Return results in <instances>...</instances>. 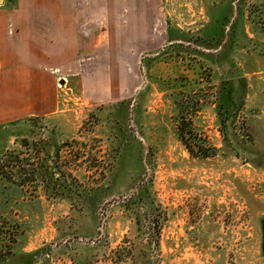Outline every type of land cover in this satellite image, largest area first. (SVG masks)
Instances as JSON below:
<instances>
[{
  "label": "rangeland",
  "instance_id": "obj_1",
  "mask_svg": "<svg viewBox=\"0 0 264 264\" xmlns=\"http://www.w3.org/2000/svg\"><path fill=\"white\" fill-rule=\"evenodd\" d=\"M143 1L81 4L117 36ZM161 4L167 33L121 41L132 91L77 96L57 70L35 97L0 75V160L40 175L0 174V264H264V0Z\"/></svg>",
  "mask_w": 264,
  "mask_h": 264
},
{
  "label": "crops",
  "instance_id": "obj_2",
  "mask_svg": "<svg viewBox=\"0 0 264 264\" xmlns=\"http://www.w3.org/2000/svg\"><path fill=\"white\" fill-rule=\"evenodd\" d=\"M82 1L2 0L0 75H14L22 82L28 81V84L18 85L19 94L45 96L37 83L41 79L53 83L57 70L66 75L63 88L70 84L68 90L77 96L94 98L122 94L118 86L121 81L129 84L131 91L135 89L138 81L135 67L141 54H131L133 47L121 41L138 36L145 29L156 30L158 35L163 30L167 33L166 23L161 19V0H135L144 2L139 8L145 13L133 15L132 31L119 30L117 36H113L111 26L96 24L94 15L83 8ZM149 45L146 43L141 49ZM160 46L161 43L154 44V47ZM89 81L97 83L93 92H89ZM104 81L111 82L109 90L103 89ZM57 104L48 111L55 112Z\"/></svg>",
  "mask_w": 264,
  "mask_h": 264
},
{
  "label": "trees",
  "instance_id": "obj_3",
  "mask_svg": "<svg viewBox=\"0 0 264 264\" xmlns=\"http://www.w3.org/2000/svg\"><path fill=\"white\" fill-rule=\"evenodd\" d=\"M54 135V134H53ZM184 141V140H182ZM187 142L185 143V146L187 147V150L189 151L190 154H194V146H198L199 144L193 143L191 141L186 140ZM195 155V154H194ZM203 158L208 157V154L202 155ZM28 161V160H27ZM20 161L18 160V156L15 154V152L12 151H7L3 159L0 160V174L1 177L4 179H7L8 183L12 185H19V182L16 181L17 177L24 178L22 179L21 183H26L30 179H34L36 175L34 172H31L30 170H18L15 172L16 168L18 167V163ZM20 168V167H19ZM18 168V169H19ZM41 177H46L45 175H41ZM23 185V184H22Z\"/></svg>",
  "mask_w": 264,
  "mask_h": 264
},
{
  "label": "built area",
  "instance_id": "obj_4",
  "mask_svg": "<svg viewBox=\"0 0 264 264\" xmlns=\"http://www.w3.org/2000/svg\"><path fill=\"white\" fill-rule=\"evenodd\" d=\"M59 81L60 82L58 84V87L62 89L65 86V84H66V79H63V80L60 79Z\"/></svg>",
  "mask_w": 264,
  "mask_h": 264
},
{
  "label": "water",
  "instance_id": "obj_5",
  "mask_svg": "<svg viewBox=\"0 0 264 264\" xmlns=\"http://www.w3.org/2000/svg\"><path fill=\"white\" fill-rule=\"evenodd\" d=\"M2 2V0H0V3Z\"/></svg>",
  "mask_w": 264,
  "mask_h": 264
}]
</instances>
